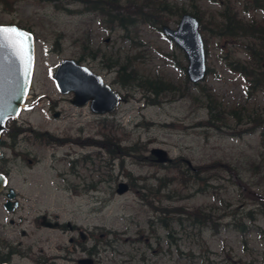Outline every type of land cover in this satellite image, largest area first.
Instances as JSON below:
<instances>
[{"label": "rangeland", "instance_id": "obj_1", "mask_svg": "<svg viewBox=\"0 0 264 264\" xmlns=\"http://www.w3.org/2000/svg\"><path fill=\"white\" fill-rule=\"evenodd\" d=\"M65 1L0 0V23L34 34L29 103L39 100L11 124L18 126L16 138L3 137L0 166L19 194L13 217L25 219L9 224L0 196V240L20 239L31 254L54 257L49 264H77L88 254L81 248L91 249L94 264H264V145L259 130L244 132L253 116L264 118V90L247 91L244 79L229 69V60L253 68L246 54L250 38L239 37L246 39L244 48L216 36L218 0H167L172 10L198 7L206 24L209 71L192 85L182 51L157 28L159 21L175 27L178 15L165 11L159 21L140 16L150 15L144 12L158 7L156 0H148L150 6L119 1L117 9L134 18L126 28L86 12V4ZM131 4L141 7L140 14H132ZM231 5L243 23L264 25L263 10L246 0ZM234 11L229 9L232 18ZM63 58L89 66L123 101L102 116L87 105L74 106L72 93L60 94L52 78ZM122 63L140 79L160 82L154 102L143 85L119 81L115 69ZM209 100L218 106L216 119L209 117ZM153 147L164 149L171 162H155ZM119 182L129 186L126 192L116 193ZM250 209L252 218H243ZM195 210L208 218L188 214ZM40 213H57L61 226L36 229ZM241 221L244 232L238 230Z\"/></svg>", "mask_w": 264, "mask_h": 264}, {"label": "water", "instance_id": "obj_2", "mask_svg": "<svg viewBox=\"0 0 264 264\" xmlns=\"http://www.w3.org/2000/svg\"><path fill=\"white\" fill-rule=\"evenodd\" d=\"M163 31L170 35L186 52L189 60L188 77L192 81L201 79L204 76L205 66L203 43L198 32V21L189 14H184L177 29L172 30L163 26ZM30 43L33 57L32 35ZM32 63L33 59L26 69L25 64L21 62L12 49L0 42V132L4 128L5 120L14 116L22 104L31 75ZM54 78L63 92L74 91L73 103L81 105L90 100L91 109L95 112L111 111L118 102L117 96L107 85L103 84L98 75L74 60L64 59L59 64ZM151 152L157 156L158 161L167 160L164 150L152 149ZM4 184L5 177L0 174V189ZM126 189L127 185L120 183L117 192L121 193ZM13 196V189H10L8 197ZM87 264H90V261H87Z\"/></svg>", "mask_w": 264, "mask_h": 264}, {"label": "trees", "instance_id": "obj_3", "mask_svg": "<svg viewBox=\"0 0 264 264\" xmlns=\"http://www.w3.org/2000/svg\"><path fill=\"white\" fill-rule=\"evenodd\" d=\"M78 2H81L85 5V9L87 10H93V12H98L103 15V17L112 23H117L118 25L126 28L127 24L132 22L134 18H132L129 14H126L123 9H117V3L121 1V4L124 2V0H77ZM129 0H125L126 3H128ZM67 2H72V0H68ZM124 4V3H123ZM153 3H150L148 0H145V5L150 6ZM155 4L158 5V7H153L152 9H148L150 11H145L144 14L150 13V15H140L142 17V20L151 21L150 18H153L154 20H160V12H162L164 9L168 8L169 4L165 1H159L156 0ZM134 6V4H131ZM135 10L132 14L138 15L141 12V7H135ZM114 9V10H113ZM116 9V10H115ZM171 10V9H170ZM113 11H116L117 13H113ZM158 13V15H154V13ZM196 13L198 14V10L196 9ZM160 22V21H159ZM228 25V24H226ZM220 35L222 36H229L230 38H239L241 36L247 35L248 37L254 38L255 41H257V44L254 46V48L251 49V52L253 53L252 56H256V58L261 59L264 56V26L253 28L252 25L250 27H243L238 22H231L230 26H219L218 31ZM258 59V60H259ZM126 68H128V71H126ZM118 73V79L122 84H128L130 85L132 82H135L138 85H143L148 91L151 93L157 94L159 90V82L156 80H150V79H140L138 75H136L135 71L127 67L126 64H122L117 68ZM207 107L209 110V115L211 118L215 119L216 110L214 109L215 106L211 104L210 100L207 101ZM190 216H201L202 218H206L205 215H202L201 213H198L197 211H193L192 213H188Z\"/></svg>", "mask_w": 264, "mask_h": 264}, {"label": "flooded vegetation", "instance_id": "obj_4", "mask_svg": "<svg viewBox=\"0 0 264 264\" xmlns=\"http://www.w3.org/2000/svg\"><path fill=\"white\" fill-rule=\"evenodd\" d=\"M4 170V168H3ZM5 198V192L1 194ZM42 215L36 217L35 219V228H40L41 223L43 225H53L60 226V223H58L54 218L46 216V218L42 219ZM9 224L11 225H19L23 221V217L18 216L17 220H13L10 218ZM66 226L69 228H72V226L69 223H66ZM19 235L24 236L25 231L24 229H19ZM70 241H72V238H70ZM15 243H11V241H2L0 240V263L1 262H8L11 264H21L22 261H26L25 264H46L48 259L41 258L40 256H35L31 258L30 252L28 250L22 249V241L20 239H16L14 241ZM79 244L77 241L75 245ZM87 256H90L89 254ZM78 260V258H77Z\"/></svg>", "mask_w": 264, "mask_h": 264}, {"label": "snow or ice", "instance_id": "obj_5", "mask_svg": "<svg viewBox=\"0 0 264 264\" xmlns=\"http://www.w3.org/2000/svg\"><path fill=\"white\" fill-rule=\"evenodd\" d=\"M31 34L12 24H0V42L6 44L27 65L32 62Z\"/></svg>", "mask_w": 264, "mask_h": 264}]
</instances>
